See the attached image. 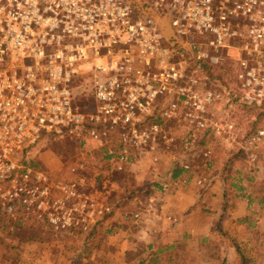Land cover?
I'll list each match as a JSON object with an SVG mask.
<instances>
[{
	"label": "built area",
	"instance_id": "2783aa9c",
	"mask_svg": "<svg viewBox=\"0 0 264 264\" xmlns=\"http://www.w3.org/2000/svg\"><path fill=\"white\" fill-rule=\"evenodd\" d=\"M133 17L122 0H0V215L13 224L31 221L73 236L111 212L104 196L37 166L32 154L49 137L73 138L105 164L128 165L167 147L192 150L208 128L209 106L219 94L199 86L208 85L204 67L218 58L191 44L190 74L186 53L164 44L158 23ZM221 21L210 7L184 12L171 26L178 36L212 35L217 50L228 32ZM262 30L250 29L253 45L240 63L238 95L227 92V102L264 106V60H253ZM79 73L90 75L86 91L96 100L86 111L73 99ZM179 123L183 136L172 133Z\"/></svg>",
	"mask_w": 264,
	"mask_h": 264
},
{
	"label": "rangeland",
	"instance_id": "374dc122",
	"mask_svg": "<svg viewBox=\"0 0 264 264\" xmlns=\"http://www.w3.org/2000/svg\"><path fill=\"white\" fill-rule=\"evenodd\" d=\"M122 1L134 10V20L152 18L158 23L166 46L174 44L181 53H186L188 73L192 74L194 69L192 61H189L191 44L202 45L212 56L218 58L216 63L207 64L204 67L209 77L208 85L199 86L201 89L206 88L219 94V98L209 106L208 111V128L212 130L211 136L214 142L206 149L198 147V141L204 132L201 131L189 156L194 159V165H196L198 162L202 163L203 153L209 150L216 161L226 163L233 154L241 152L240 161L237 162L234 170L242 168L246 176L252 178L249 183L252 186L251 191L257 198H264V107H247L238 101L227 102L226 95L229 91L238 95L237 75L241 61L249 57L247 48L253 45L250 29L254 25L263 30L262 37L256 42L260 53L257 52L253 60H258L257 58L264 60V0ZM210 7L216 18V24H220L221 17L225 30L228 29V32H224L226 37L222 48L216 50L210 46V42L214 39L212 35L178 36L175 33L171 26L175 18H182L184 12L195 14L197 10H207ZM180 59L182 58H177V60ZM87 76L90 75L79 73L74 76L73 99L78 105L88 102L89 107H94L96 100H94L93 92L86 91L87 82L89 83ZM166 101L169 102L167 99L161 105H164ZM179 124V127H172V133L183 136L186 127L183 123ZM250 141L254 143L251 144ZM177 146V149H182L180 145ZM90 148L87 152L91 150ZM177 151L180 152V149ZM87 152L76 140L65 138L53 139L46 144H41L32 156L36 159L37 166L55 180L67 177L66 172L72 167H80L82 174L84 173L79 180L81 187L91 183L90 186L92 184L95 186V193H93L95 196L102 195L108 198L107 196L116 192L114 183L119 184L107 177L99 178L97 172L100 174L98 169L104 168V163L97 155L91 156ZM110 186L114 189L108 192ZM104 188L107 189L104 190ZM261 213L264 214V204ZM22 223L24 225H15L7 217L0 215V264H98L85 257L92 251H87L80 242L76 241L79 239L75 238L76 236L71 237L72 241L63 240L61 238L64 235H56L39 224L31 221ZM28 224L31 226H26ZM262 225L263 231L257 230L254 233L240 227H231L234 228L232 232L244 246L245 251L251 256L252 253L258 256L253 264H259L262 260L260 248L264 244V219L260 226ZM103 234L104 231L100 230V235ZM218 244L220 241L216 239L213 244L215 246L197 250L199 256L194 260H207L204 264H212V262L221 264L222 255L220 260H216V256L220 253ZM191 259L187 257L185 264H194V260ZM197 264H203V262Z\"/></svg>",
	"mask_w": 264,
	"mask_h": 264
},
{
	"label": "crops",
	"instance_id": "0c3cea01",
	"mask_svg": "<svg viewBox=\"0 0 264 264\" xmlns=\"http://www.w3.org/2000/svg\"><path fill=\"white\" fill-rule=\"evenodd\" d=\"M117 143L115 139L113 145ZM177 147L142 154L128 165L117 163L119 170L123 169L134 177L135 188H144L148 193L135 194L127 200L126 210L114 212L98 227L92 246L86 248L92 252L85 257L98 264H167L170 259L185 263L187 257L194 260L199 256L197 250L211 248L218 239L220 253L216 260L222 255L221 263L240 264L234 241L242 248L244 246L234 236L231 227L253 233L263 231V225H260L264 214L260 209L259 214H254L256 195L251 191L252 186L245 183L246 191L238 196L231 189L230 180L223 183L218 172L209 168L215 162L211 151L206 150L202 163L194 165V159L188 153L191 150L179 148L178 152ZM177 169L180 174L175 177ZM114 184L117 189V183ZM112 189L110 186L108 192ZM250 194L255 200L252 209L249 207ZM132 213L139 214L136 221L127 218ZM242 219L248 221L239 222ZM249 222L253 225L250 226ZM100 230L104 231L103 235ZM260 249L262 260L259 264H264V244ZM247 255L252 262L258 258L254 253ZM198 262L204 264L207 260H194V264Z\"/></svg>",
	"mask_w": 264,
	"mask_h": 264
},
{
	"label": "trees",
	"instance_id": "16d2710c",
	"mask_svg": "<svg viewBox=\"0 0 264 264\" xmlns=\"http://www.w3.org/2000/svg\"><path fill=\"white\" fill-rule=\"evenodd\" d=\"M74 104L81 111H86L88 106H89L88 102H85L81 105H78V103H76V102ZM158 113H159V108H156V110L154 112V118H156L158 116ZM211 135H213L211 128H207L206 130H204L202 136L200 137V139L198 141V144H197L198 147L201 146L202 148L206 149L209 146H211L212 143L214 142V139L212 138ZM53 139L54 138L49 137V138H47V140L43 144H46L47 142H50ZM71 139H73V138H71ZM79 144H81V143L79 142ZM87 153H90V152H87ZM188 153L190 154L192 152H188ZM241 154H242L241 152L233 154L228 159V161L226 163H223V162L221 163V162H218V160L217 161L215 160V162L211 163L210 167H209L210 169L215 170L216 173L218 172V175L223 179L222 180L223 183H225L227 179L230 180V187L234 191V193L238 194V196H239V194H242L246 191L244 184L250 183L252 181L251 177H248V176H246V174H244L245 172L243 171L242 168L239 167V168H236L234 170L237 162L240 161ZM90 155L91 156L96 155V153L93 151V153H90ZM98 171L100 172V174L97 172V174H98L97 176L99 178L107 177L109 179L117 181L119 184L117 189H116V192H113L112 194L107 196L109 199L107 203L111 207V212L109 213V215H107L103 219L99 220L97 225L95 227H93V229H91L90 232H78V233H75L77 235H73V236L64 235L61 238L63 240L66 239V240L72 241L71 237L76 236L75 238H79L76 241L80 242L81 245L85 248H89L92 246L93 238L98 232L97 231L98 227L103 225L105 223L106 219L111 217L114 214V212L124 211L128 208L127 200L132 199L133 196L137 193L138 194L148 193V191H146L144 188H141V187L135 188L134 177H132V175L130 173L124 171L123 169L119 170L117 162L110 163V164L104 163V168H102L100 170L98 169ZM66 173H68L67 177H61L57 180L62 181V182H77L81 186L79 180H81V176H83L84 173L82 174V170L80 167H77V172L73 173V172H71V170H68V172H66ZM179 174H180V169H177L174 176L177 177ZM89 184H91V183H89ZM89 184H86L85 190L91 194L95 193V191H94L95 186L93 184H92V186H90ZM227 195H228V192L225 193V200L227 198ZM252 197H253V194H250V196L248 198L249 199V207L251 209H252V205L255 202V200ZM255 199H256V210H254V214L257 215L260 212V211L258 212V210L262 209V205L264 204V198H257L256 197ZM127 218H129L133 221L134 214L133 213L128 214ZM247 221H248V219H242L239 222L245 223ZM249 224H250V226H252L253 222H249ZM17 225H19V224H17ZM20 225H24V224L20 223ZM26 226H31V225L28 224ZM234 242L236 244L237 253L239 254L240 264H253L251 257L247 255L245 249L242 248L239 244L237 245L236 241H234ZM167 264H185V263L182 260L170 259L167 261ZM221 264H225V261H223V263H221Z\"/></svg>",
	"mask_w": 264,
	"mask_h": 264
}]
</instances>
